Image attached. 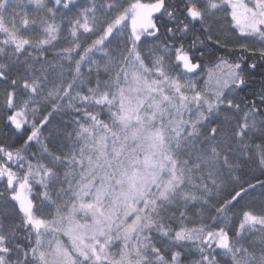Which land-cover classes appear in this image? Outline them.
<instances>
[{
    "label": "snow or ice",
    "instance_id": "snow-or-ice-1",
    "mask_svg": "<svg viewBox=\"0 0 264 264\" xmlns=\"http://www.w3.org/2000/svg\"><path fill=\"white\" fill-rule=\"evenodd\" d=\"M0 264H264V0H0Z\"/></svg>",
    "mask_w": 264,
    "mask_h": 264
}]
</instances>
